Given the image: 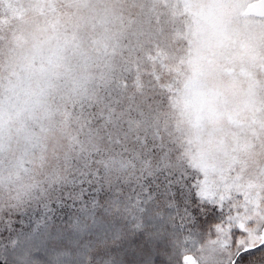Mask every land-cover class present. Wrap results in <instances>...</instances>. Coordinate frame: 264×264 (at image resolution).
<instances>
[{
  "label": "rangeland",
  "instance_id": "1",
  "mask_svg": "<svg viewBox=\"0 0 264 264\" xmlns=\"http://www.w3.org/2000/svg\"><path fill=\"white\" fill-rule=\"evenodd\" d=\"M89 1L0 0V259L2 261H11L15 264H39L37 255L41 258L39 254L49 251L54 264H56L55 259L57 264H74L72 259H75L76 255L99 252L101 245L108 242L110 229L116 225L114 222H120V226L125 224L122 218L126 210L100 212L97 232L105 235L97 245L88 248L82 245L79 238H69L83 230L85 216L82 215V211L68 210L66 222L51 224L47 214H54L60 218L63 210H45L52 206L51 196H54V201L58 196L52 195L55 192L52 189L70 183L75 174H77L74 176L75 179H81L79 173L86 168L81 165L82 148L94 150L88 141V136H85L88 129L86 125L98 115V111L90 109L92 103L87 100L96 103L101 101V96L112 100V96L103 92L109 85V81L106 80L118 73L115 59L118 56L121 59L127 58L126 52L125 55L120 54L122 47L117 18L109 16L110 20L106 19L102 25L94 27L91 19L89 20L81 9ZM95 1H99V5H105L102 9H112L111 5L115 0H111L109 4H103L109 0ZM209 1L211 0H175V12L187 11L191 8V12H186L185 17L191 16L187 34L192 35L194 39L204 35L209 37L214 22L223 32L227 31L230 12H226L225 9L232 2L214 0L217 5H214L215 9L209 7L207 10L205 4ZM252 1L254 0H245V2ZM92 2L94 1H90ZM220 10H223L221 17L218 15ZM175 21L179 29L187 31V27L180 23L176 14ZM262 24L264 21L257 25L261 34L254 44L258 64L254 68L255 76L247 84L244 83V86H239L243 83L237 82L229 84V73L223 71L222 67L218 69L215 82L208 81L205 71H209L210 62L208 63L206 59L205 47H199L196 43L192 44V49L188 47L187 42L178 46L177 51L181 53L186 68L184 72L179 71L174 74L169 69L163 72L162 76H158L156 72L147 69L138 73L139 89L144 90L142 95L147 98V113L139 114L144 117L145 123L153 122L156 118V111L152 109L154 103H162L164 97L168 99L171 97L183 73L184 85L178 90L177 96L172 98L170 105L175 107V98L177 102L188 101V85L193 78L189 71L192 72L197 67L200 69L198 82L202 86L203 93L207 94L208 101L214 98L216 101L232 102L233 108L237 106L239 108L249 97L251 99L257 97V94L261 93L257 88L261 85L259 79L264 78ZM137 69H133V74ZM147 73L151 75L147 76ZM234 80L238 81L239 78L235 76ZM162 104L158 108L159 114ZM225 106L226 104L221 105L222 108ZM145 144L149 145L145 152L152 157L149 162L143 163L144 171H136L137 178L144 172L160 169L162 166L159 165L165 164L167 159H170L166 147L158 141L155 142L153 136L149 135V143ZM100 146L96 145L98 149H101ZM105 147L112 151L110 156L113 157L115 155L113 151L123 154L126 145L111 143ZM246 160H248V165H245L248 172H245L253 178L256 191H259V185L264 182V150L259 149V146H253ZM104 163L109 174L118 172V179L122 178L123 167L118 166L119 163L111 161ZM90 167L91 164L88 165V168ZM125 170L126 175L123 178L135 181L130 178L133 177V167ZM171 170L186 176L185 166L180 161L175 162ZM203 178L204 183L201 187L205 191L209 190L207 181L209 174L204 175ZM173 183V178L171 182H162L165 190ZM153 184L152 180L146 181V187L148 186L150 191L149 203L152 202V206L160 207L141 211L144 222L148 223V229L155 228L159 234L165 235L169 242L175 244L174 248L168 247L165 251L168 256L167 263L185 264V257L190 256L195 264L222 262L227 264V256L217 254L216 244L212 242L200 247L203 256L201 259L192 253L190 231L193 225L207 226L194 218L199 210H188L190 206L188 197L175 199V207L172 206L174 203L169 201L165 204L164 191L158 190L154 193L155 187L159 188ZM81 188L82 186L78 187L79 193ZM193 188V191L196 188L199 190L197 185ZM68 194L71 193H62L60 196ZM36 201L41 210H30L32 205L35 207ZM195 201L197 198H192V202ZM64 203L56 201L60 207H64ZM206 211L207 217L214 219L224 212V210ZM241 211L236 212V217ZM128 217L131 220V214H128ZM100 225L103 228H100ZM250 225L264 229V222L253 221ZM34 232L35 237L32 234ZM42 260V263L46 264L45 260ZM242 264H264V250L248 256Z\"/></svg>",
  "mask_w": 264,
  "mask_h": 264
},
{
  "label": "trees",
  "instance_id": "2",
  "mask_svg": "<svg viewBox=\"0 0 264 264\" xmlns=\"http://www.w3.org/2000/svg\"><path fill=\"white\" fill-rule=\"evenodd\" d=\"M90 1L94 2L90 3ZM90 1L81 9L85 16L91 19L94 27L102 25L106 19L110 20L109 16L117 18L122 47L120 54L125 55L126 52L127 58L121 59L118 56L115 59L118 73L106 80L109 81V85L103 92L112 96V100L102 96L101 101L96 103L87 100L92 103L90 109L98 111L95 119L86 125L88 129L85 134L94 150L82 148L81 151V165L88 168L91 164V167L80 171L81 179H75L74 176L77 175L75 174L70 183L52 189V191L55 190L52 195L58 196L55 201L54 196H51L50 205L52 206L45 210H63V213L60 218L54 214H47L49 217L47 219L51 221V224H58L68 220V210L82 211V215L85 216L83 230L69 238H79L82 245L89 248L97 245L101 237L105 235V233L97 232L99 213L126 210L122 218L125 224L120 226V222H114L116 225L110 229V238H107L108 242L105 245H101L99 252L76 255L75 259H72L73 263L168 264L165 251L168 247L174 248L175 244L169 242L166 236L159 234L155 228L148 229V223L144 222L143 211H141L160 207L152 206V202L149 203L150 191L148 186L146 187V181L152 180L153 185L159 188L155 187L154 193L158 190L164 191L165 204L168 203L166 201L174 203L175 199L188 197L190 202L188 210H199L194 218L207 226L193 225L190 231L192 241L190 248L192 253L201 259L203 256L199 249L202 245L214 243L219 235L217 225L222 228H227L229 224L233 229L238 227L235 214L242 210L245 202L244 194L251 192L255 195L259 192L256 191L253 178L246 173L248 172L246 159L249 158L253 146H259V149L264 150V78L259 79L261 85L257 86L261 93L253 99L249 97L239 108L238 106L233 108L232 102L225 103L212 98L203 110H198L190 109L186 100L177 102L176 98L175 107L170 105L172 98L177 96L178 90L184 85L183 73L171 97L168 99L163 96V104L154 103L152 109L156 111V118L152 123L146 124L144 117L139 114L147 113V98L142 95L144 90L139 89L140 82L137 81V74L147 69L156 72L158 76H162L163 72L169 69L174 74L179 71L184 72L186 68L181 53L177 51L178 46L180 43L187 42L188 47L192 49V44L196 43L199 47H205V56L208 63L210 62L209 71H205L208 81L215 82L218 69L222 67L223 71L229 73V84L237 82L243 83L239 86H244V83L247 84L255 76L254 68L258 64L254 44L261 34L257 25L262 20L259 17H250L244 21L235 16L228 6L225 10L230 12V18L226 32H223L214 22L212 24L214 26L211 27L212 36L204 35L194 39L192 35L187 34L191 16L185 17L186 12H191V8L187 11L175 12V0H115L112 2V9H102L105 5H99V1ZM110 2L111 0L103 4ZM230 2L233 3L235 0ZM197 3L201 4V2ZM205 5L207 10L209 7L214 8L216 1L211 0ZM198 7L204 8V6ZM222 11L218 12L219 17ZM175 14L179 16L180 23L187 27V31L176 26ZM136 68L138 69L133 74V69ZM189 73L193 75L194 71ZM235 76L239 78L238 81L234 80ZM197 88L198 91L203 92L199 82ZM161 104L162 110L159 114L158 108ZM222 104L226 106L222 108ZM125 125L128 127L124 128ZM149 135L154 137L155 142L158 141L166 147L165 150L170 154V159H167L165 164L159 165L162 166L160 169L144 172L137 178L136 171H144L143 163L149 162L152 157L145 152L149 148V145L145 144L149 143ZM111 143L119 146L126 145L124 153L119 154L113 151L115 155L111 157L112 151L105 147ZM96 145H101V149H98ZM170 160L183 163L186 176L171 170L175 162L172 163ZM108 161L117 162L120 164L118 166L123 167L121 179L117 177L118 172L109 174L104 163ZM129 167H133V177L130 178L135 181L123 178L126 175L125 168ZM206 174H209L207 179L209 190L205 191L201 184L204 183L203 176ZM172 178L174 183L165 190L162 182H171ZM194 185L199 186V190L196 188L193 191ZM79 186H82L81 193L78 192ZM67 192L71 194L60 196ZM195 197L197 201L193 203L192 198L195 199ZM56 201L57 203L65 202V206L60 207ZM35 203V207L32 205L30 210H41L38 208V202ZM172 206L175 207V203ZM206 210H224V212L221 215L216 214L218 217L214 219L207 217ZM116 214L118 216V213ZM128 214H131V220ZM26 217L28 218L29 215L27 214ZM248 226L251 227L250 224ZM100 228L103 227L100 225ZM32 234L35 237V232ZM232 234L239 236L236 232ZM215 246L218 250L217 254L227 256V253L221 251L217 245ZM260 251L262 250L257 249L243 255L237 260V264H242L248 256ZM39 255L41 256L40 258L37 255L39 264H43L42 259L46 264H54L51 252L46 251ZM55 262L57 264L56 259ZM0 264L15 263L0 259Z\"/></svg>",
  "mask_w": 264,
  "mask_h": 264
},
{
  "label": "snow or ice",
  "instance_id": "3",
  "mask_svg": "<svg viewBox=\"0 0 264 264\" xmlns=\"http://www.w3.org/2000/svg\"><path fill=\"white\" fill-rule=\"evenodd\" d=\"M229 7L235 16L244 21L250 17H259L264 21V0H258V4L235 0ZM199 76L200 69L197 67L188 85L187 103L190 109L203 110L208 100L206 93L197 90ZM244 201L242 211L237 213L238 227L233 229L229 224L227 228H222L217 225L219 235L214 243L227 253V264H237L243 255L257 249L264 250V229L248 226L253 221L264 222V182L259 185V192L255 195L251 192L244 194ZM233 232L239 233V236L233 235Z\"/></svg>",
  "mask_w": 264,
  "mask_h": 264
},
{
  "label": "water",
  "instance_id": "4",
  "mask_svg": "<svg viewBox=\"0 0 264 264\" xmlns=\"http://www.w3.org/2000/svg\"><path fill=\"white\" fill-rule=\"evenodd\" d=\"M251 3L258 4V0L253 1V2H251ZM186 258H187V259H186ZM184 263H185V264H195L193 258L190 257V256H186V257H185V259H184Z\"/></svg>",
  "mask_w": 264,
  "mask_h": 264
}]
</instances>
